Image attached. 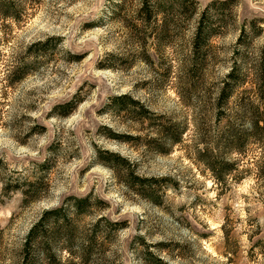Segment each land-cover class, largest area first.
<instances>
[{
    "label": "rangeland",
    "instance_id": "rangeland-1",
    "mask_svg": "<svg viewBox=\"0 0 264 264\" xmlns=\"http://www.w3.org/2000/svg\"><path fill=\"white\" fill-rule=\"evenodd\" d=\"M142 1L33 0L20 20L0 16V264H14L44 210L88 194L105 203L82 218L81 228L102 216L126 222L89 264H150L147 250L172 264H264V147L251 132L252 114L264 122V88L250 74L226 102L219 100L235 60H246L252 72L264 60V0H236L194 88L181 62L195 20L160 43L154 25L138 17ZM197 1L202 9L211 0ZM245 24L247 43L239 47ZM47 40L32 57L29 46ZM23 62L31 73L6 86L7 70ZM119 95L181 122L182 141L162 140L168 151H157L149 120L109 108ZM73 100L80 103L69 115L56 109ZM256 104L255 115L249 107ZM232 128L247 136L241 151L225 140ZM98 150L124 157L140 175L163 178L160 203L132 192ZM211 152L235 163L222 181L205 161ZM39 177L44 183L34 202L23 204L20 190L4 192L6 181Z\"/></svg>",
    "mask_w": 264,
    "mask_h": 264
},
{
    "label": "trees",
    "instance_id": "trees-1",
    "mask_svg": "<svg viewBox=\"0 0 264 264\" xmlns=\"http://www.w3.org/2000/svg\"><path fill=\"white\" fill-rule=\"evenodd\" d=\"M30 1L33 0H0V16L6 20H20L25 4ZM141 3L138 17L143 23L154 25L152 34L155 33L160 43L167 44L174 34L179 35L182 32V27H186L189 21L195 20L189 54H186L185 61L181 62V73L183 78L188 79L189 87H196L194 83L196 77H202L207 73L208 60L213 48L211 40L229 26L228 16H233L236 0H211L202 9H200L197 0H143ZM158 15H161L162 19L159 24H156ZM196 16L197 18H195ZM246 31L245 24L237 41L239 47H243L247 43L244 40ZM49 42L50 40L31 44L28 50L34 52L32 57L37 53L44 52ZM162 57H164L163 54ZM27 65V63L24 66L16 65L7 70L4 75L6 86H11L29 75L31 71ZM248 65L246 60L242 63L235 60L226 75L227 81L221 88L219 100L226 102L231 96L234 86L247 79L250 74H254L258 86L264 88V60L254 66V72L248 68ZM1 103L0 94V122L2 120ZM79 103L80 100H73L57 106L56 109L64 110L61 113L66 116ZM256 105L249 107L255 115L259 106ZM109 108H113L117 113L130 111L134 113L136 119L141 121L149 120L154 125L155 131V135L150 140L155 142V149L159 152L168 151V149L162 148V143H164L162 140L173 146L183 139L185 128L181 122L165 115L153 114L141 102L129 95L114 96ZM260 121L261 118L252 114L251 132L259 137L264 147V122ZM111 137L126 141L129 139L116 134H111ZM245 137L247 136L242 131L232 128L227 133L225 140H227L228 147L241 151L240 147ZM98 157L105 165L124 177V182L132 192L146 197L154 203H160L159 192L163 178L138 174L134 163L113 152L98 150ZM205 161L218 181H222L224 173L230 171L235 165V163L221 161L213 152ZM43 183L44 180L40 177L26 180L21 184L6 181L4 192L20 190L23 194V204H27L40 198ZM103 203L105 202L101 199L94 200L91 194L70 196L61 205L44 210L28 230L20 250L14 258V264H89L99 246L104 245V242L110 240L113 234L119 232L126 225L124 221L110 220L102 216L88 227L81 228L82 218L89 214L93 207L101 206ZM146 259L150 264H172L150 250L146 251Z\"/></svg>",
    "mask_w": 264,
    "mask_h": 264
}]
</instances>
